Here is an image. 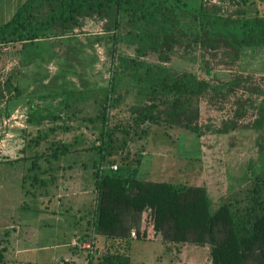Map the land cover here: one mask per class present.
Segmentation results:
<instances>
[{"label": "rangeland", "instance_id": "obj_1", "mask_svg": "<svg viewBox=\"0 0 264 264\" xmlns=\"http://www.w3.org/2000/svg\"><path fill=\"white\" fill-rule=\"evenodd\" d=\"M135 1L84 0L66 20L49 0L0 39V264H213L196 234L153 235L149 210L126 237L101 235L96 182L112 164L203 188L247 231L262 214L264 47L211 30L264 16V0ZM25 2L0 0V26Z\"/></svg>", "mask_w": 264, "mask_h": 264}, {"label": "trees", "instance_id": "obj_2", "mask_svg": "<svg viewBox=\"0 0 264 264\" xmlns=\"http://www.w3.org/2000/svg\"><path fill=\"white\" fill-rule=\"evenodd\" d=\"M46 1L49 0H26L13 17L0 26V39L19 33L25 26L28 13ZM83 1L62 0L61 17L66 20L72 18L71 15L76 10L84 8ZM136 1H144L150 8L158 9L155 0ZM153 14L151 15L154 17ZM227 22L223 18L214 22L211 33L216 39H234L246 47H264V16L245 18L231 26L226 25ZM67 154L69 150L62 145V150H58L54 158L59 159ZM112 166L113 164L108 172L99 173L96 182V227L101 235L126 237L129 233L128 228L124 232V220L138 219L143 212L149 210L152 214L153 235L163 234L167 225L177 228L185 240L191 234H196L194 242L212 245L213 264H245L255 249L258 250L259 264H264V208L262 214L256 216L253 227L247 231V227L229 206L223 205L213 213L210 196L203 188L147 182L138 178L136 168L132 169L133 175H130L124 170L126 167L118 165L119 169L115 172L111 169ZM222 225L226 229V235L220 243L214 244L212 240L218 227ZM120 264L128 263L121 260Z\"/></svg>", "mask_w": 264, "mask_h": 264}, {"label": "crops", "instance_id": "obj_3", "mask_svg": "<svg viewBox=\"0 0 264 264\" xmlns=\"http://www.w3.org/2000/svg\"><path fill=\"white\" fill-rule=\"evenodd\" d=\"M187 154H185V155H183V156H186ZM197 155H198V151H197ZM148 156V153H145V157H147ZM192 156H194V154L192 153L191 154V156L190 157H187V158H191ZM145 159L146 158H144V160H143V162H142V164H141V167L143 166V163H144V161H145ZM155 159V160H154ZM149 163V168H148V170H153V173H152V175H154L155 174V171H154V169L156 168V166H157V164H159V163H161V161H160V159L158 158L157 159V156H156V158L154 157V158H151V160L148 162ZM151 168V169H150ZM141 171V168L139 169V174H138V178L139 179H141V180H143V181H148L147 180V176L146 175H142V171ZM143 176V177H142ZM144 176H146V177H144ZM55 248H58L57 246H55ZM78 256H79V254H78ZM77 256V257H78ZM81 264H83V262H81Z\"/></svg>", "mask_w": 264, "mask_h": 264}, {"label": "built area", "instance_id": "obj_4", "mask_svg": "<svg viewBox=\"0 0 264 264\" xmlns=\"http://www.w3.org/2000/svg\"><path fill=\"white\" fill-rule=\"evenodd\" d=\"M111 169L113 170V171H118V169H119V166L118 165H113L112 167H111Z\"/></svg>", "mask_w": 264, "mask_h": 264}]
</instances>
